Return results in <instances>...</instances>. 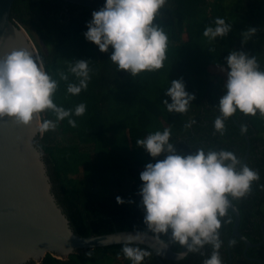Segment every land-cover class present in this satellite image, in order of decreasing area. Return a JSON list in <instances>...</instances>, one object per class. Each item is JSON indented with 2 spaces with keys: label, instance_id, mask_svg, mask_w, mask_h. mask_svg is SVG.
Instances as JSON below:
<instances>
[{
  "label": "trees",
  "instance_id": "obj_1",
  "mask_svg": "<svg viewBox=\"0 0 264 264\" xmlns=\"http://www.w3.org/2000/svg\"><path fill=\"white\" fill-rule=\"evenodd\" d=\"M93 11L98 10L59 0H15L10 11V20L34 34L47 49L46 53L40 52V59L48 74L58 81L54 102L73 111L80 103L86 105L83 116L73 114L62 121H57L50 111L41 113V120H53L56 127L34 142L44 153L52 192L71 230L81 237L121 231L155 236L143 223L139 176L146 164L163 159V154L152 158L136 141L171 128L169 142L177 153L227 150L242 164L248 150L243 165L257 171L259 179L252 182L247 195L229 200L240 214L239 233L252 245H259L244 255V244L232 238L228 250L234 218L227 210L220 218L219 253L222 264H264V116L237 111L225 121L223 135L213 127L219 115L220 91H226V71L221 68L226 70L225 57L229 52L243 51L249 57L255 56L264 71V0H166L154 21L168 35L164 67L136 76L117 70L110 61L111 47L108 52H100L84 38ZM218 17L232 24L231 31L225 37L210 40L203 36L204 29L214 27ZM251 27L257 32L242 43L241 34ZM40 47L38 42L36 48ZM77 60L89 61L91 78L86 90L72 95L67 92V84L78 80L68 68ZM62 72L68 75L67 81L60 80ZM178 79L194 95L183 114L169 113L163 104L165 99L171 103L165 93L171 81ZM68 119L75 120L76 127L70 126ZM245 126L248 144L239 129ZM63 136L67 137L66 143H61ZM116 197L125 202L118 204ZM159 239L170 244L173 251H180L181 246L169 242L168 236ZM123 246L77 251L66 260L47 254L40 264H103L111 259L132 264L124 257ZM131 246L151 253L142 264H161L146 247ZM212 250L211 245H205L200 252H188L180 261L162 263L203 264Z\"/></svg>",
  "mask_w": 264,
  "mask_h": 264
},
{
  "label": "clouds",
  "instance_id": "obj_2",
  "mask_svg": "<svg viewBox=\"0 0 264 264\" xmlns=\"http://www.w3.org/2000/svg\"><path fill=\"white\" fill-rule=\"evenodd\" d=\"M165 4L166 0H106L102 8L92 12L84 38L100 52H108L111 47L110 61L118 71L128 72L131 76L158 71L167 59L168 35L154 21ZM214 25L206 26L203 36L210 40L222 38L232 28V24L219 17ZM256 32L255 27L243 32L242 43ZM225 63L227 68H221V71H226V91L219 99V115L213 122L214 131L221 135L225 131V121L237 111L251 116L259 112L264 116V71L260 70L256 57H249L243 51H230ZM68 72L78 82L68 83L67 92L79 95L87 89L91 78L89 61H74ZM59 76L60 80H68L66 73ZM57 88L58 81L48 74L39 58L34 59L26 49H14L0 57V119L12 118L23 126H31L35 121L36 130L43 134L54 130L56 123L50 119L41 120V113L50 111L57 121L73 114L83 116L84 103L78 104L73 111L54 102ZM165 95L171 98V103L166 99L163 101L169 113H186L194 99V95L185 90L182 79L171 81ZM68 124L76 127L73 119H68ZM242 130H246V126ZM170 136L171 128H165L136 141L152 158L163 154V159L146 164L139 176L143 223L157 239L168 236L169 242L186 248V252H200L205 245H211V255L203 264H222L220 218L226 214L229 197L240 199L247 195L252 182L259 179V173L246 164L238 169L241 161L227 150L205 153L203 149H197L195 153H177L169 142ZM116 202L122 204L125 201L116 197ZM138 240L139 232L129 235L121 248L132 264H142L151 255L149 251L131 246Z\"/></svg>",
  "mask_w": 264,
  "mask_h": 264
},
{
  "label": "water",
  "instance_id": "obj_3",
  "mask_svg": "<svg viewBox=\"0 0 264 264\" xmlns=\"http://www.w3.org/2000/svg\"><path fill=\"white\" fill-rule=\"evenodd\" d=\"M15 0H0V57L14 49H26L33 58L38 50L26 30L10 20ZM99 10L106 0H59ZM41 48L46 47L38 41ZM244 138L248 144V136ZM35 121L31 126L17 124L12 118L0 119V264H40L47 254L66 260L77 251L123 245L129 235L140 234L133 245L149 249L161 263L180 261L188 254L186 248L175 252L161 239L140 231H121L100 236L81 237L71 230L69 222L52 192V184L44 162V153L35 145L41 138ZM207 153V152H205ZM248 156V150L244 161ZM243 163L238 167L243 166ZM230 201V200H229ZM233 215L232 238L244 244L243 254L252 245L239 231L240 214L230 201L227 209ZM263 232V224L261 225ZM264 240V235H263ZM260 264H262L259 261Z\"/></svg>",
  "mask_w": 264,
  "mask_h": 264
},
{
  "label": "rangeland",
  "instance_id": "obj_4",
  "mask_svg": "<svg viewBox=\"0 0 264 264\" xmlns=\"http://www.w3.org/2000/svg\"><path fill=\"white\" fill-rule=\"evenodd\" d=\"M28 33V32H27ZM28 35L30 36V38L32 39V41H33V43L35 44V46L37 47V45H38V39H37V37L33 34H31V33H28ZM37 50H38V53H39V55H40V52L42 51L43 53H46V51H47V49L45 48V49H42L41 47H40V50L37 48ZM221 74V73H220ZM223 77H225V73L222 75ZM224 95V93H223V90H221L220 91V98L222 97ZM60 140L62 141L61 143H66L67 142V137L66 136H63V137H60ZM103 264H122L121 263V261L120 260H118V259H115V260H113V259H111L108 263H106V262H104Z\"/></svg>",
  "mask_w": 264,
  "mask_h": 264
}]
</instances>
